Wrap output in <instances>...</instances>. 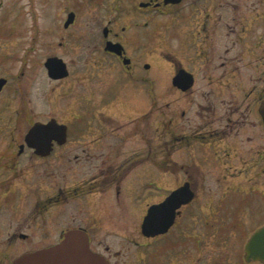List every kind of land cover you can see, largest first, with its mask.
I'll use <instances>...</instances> for the list:
<instances>
[{
	"label": "flooded vegetation",
	"instance_id": "af4514ba",
	"mask_svg": "<svg viewBox=\"0 0 264 264\" xmlns=\"http://www.w3.org/2000/svg\"><path fill=\"white\" fill-rule=\"evenodd\" d=\"M105 1L113 15L103 22L79 33L63 25L56 49L67 55L51 56L65 70L46 71V108L21 103L9 121L15 131L0 134V264L51 247L72 229L108 264L126 248L103 240L136 236L147 264H161L166 251H178L173 230L185 210L196 220L200 200L215 206V194L201 198L205 190L221 188V205L228 188L260 183H237L239 176L264 174V0ZM123 11L132 16L119 24L114 15ZM35 123L54 130L27 136ZM177 189L186 201L172 225L143 234L150 207Z\"/></svg>",
	"mask_w": 264,
	"mask_h": 264
},
{
	"label": "rangeland",
	"instance_id": "374dc122",
	"mask_svg": "<svg viewBox=\"0 0 264 264\" xmlns=\"http://www.w3.org/2000/svg\"><path fill=\"white\" fill-rule=\"evenodd\" d=\"M100 1H103L100 2ZM0 0V77L7 80L0 91V134L15 131L11 119L16 118L15 111L21 103L32 109H45L47 101L43 98L49 88L45 59L54 52L67 55L66 51L56 49L59 34L69 12L75 13L73 25L69 29L79 33L88 24L103 22L113 13L103 10L105 0ZM100 3V4H99ZM117 22H128L132 15L120 12ZM130 48H134L132 34H127ZM159 44L153 43L152 47ZM157 46V47H158ZM159 50V49H158ZM159 67L152 70V76L160 75ZM162 96L156 95L152 112V135H160L158 106ZM10 124V127L7 125ZM25 129V128H24ZM153 151L158 143L153 142ZM259 170V169H258ZM257 170V171H258ZM255 171H253L254 173ZM155 173V171H153ZM254 174L239 176L235 182H246V178H254L260 183H248L236 189L228 188L222 197L221 205H217L223 194L222 189L214 186L205 190L203 200L216 195L214 207L207 206L200 200L199 216L195 220L192 210L187 208L180 225L173 230L178 234V251H166L161 255V264H261L246 262L243 258V246L248 235L264 223V174L260 170ZM156 177L155 179H157ZM218 193V194H217ZM153 201L157 200L155 192ZM237 203V205H233ZM239 204V205H238ZM138 226V222L135 223ZM172 234V235H173ZM192 234H196L197 247L192 245ZM176 236L175 234L173 235ZM142 239H111L106 237L103 243L111 244L117 250L123 244L125 255L110 260V264H147L148 260L143 248ZM159 244V243H158ZM154 244L153 246H156Z\"/></svg>",
	"mask_w": 264,
	"mask_h": 264
},
{
	"label": "water",
	"instance_id": "95a60500",
	"mask_svg": "<svg viewBox=\"0 0 264 264\" xmlns=\"http://www.w3.org/2000/svg\"><path fill=\"white\" fill-rule=\"evenodd\" d=\"M75 13L69 12L64 22L68 26L74 21ZM44 65L50 77L62 75L65 63L58 57H48ZM7 80L0 77V91ZM264 109V102L261 105ZM54 130V124L46 125L35 123L27 133V136L45 134L46 128ZM45 128V129H44ZM44 129V130H43ZM28 143L33 141L27 140ZM186 200L182 198V189L172 191L164 201L153 204L141 224L145 235L165 232L173 223L178 207ZM245 261H259L264 264V224L254 230L244 245ZM14 264H108L107 260L98 253L91 251L86 233L80 229L68 231L64 238L57 244L24 254Z\"/></svg>",
	"mask_w": 264,
	"mask_h": 264
}]
</instances>
